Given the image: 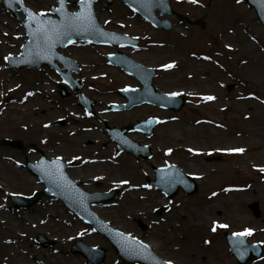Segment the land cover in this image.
I'll use <instances>...</instances> for the list:
<instances>
[{
  "label": "rangeland",
  "instance_id": "1",
  "mask_svg": "<svg viewBox=\"0 0 264 264\" xmlns=\"http://www.w3.org/2000/svg\"><path fill=\"white\" fill-rule=\"evenodd\" d=\"M23 1L33 9L40 8L46 11L49 10L50 6L56 5L55 0ZM75 1L76 0H69L68 7L75 8ZM176 1L177 0H171L170 2L174 10L183 15V22L187 23H183L182 26L174 29V32L171 34V39L163 43L153 42L155 41L153 39H155L159 31L153 29L148 23L143 22L122 0H115L110 5H107L104 0L97 1L98 3L101 2L102 6V11L98 14V17H101L100 21L103 22V25L107 28L116 29L120 32L127 31L133 34L146 35L144 36L147 42V44H144L146 49L137 54L141 56L140 60L143 61V63H151V66L156 69L157 74L153 79L154 86L157 89H166L167 91L178 89L180 94L187 99V103L178 112L164 111L151 105L144 104L133 107L127 111L114 112L112 114H115L117 116L116 119L123 122H135L136 119L148 115L157 117V126L151 135L147 136L143 134V138H139L142 141L148 142L152 147L153 158L150 160L153 161L158 159L161 155L165 156L169 154V157L165 159L167 162H173L184 170L185 165L190 162L197 170H195L196 172L202 173L201 176L193 174L198 183L197 191L193 195H185L181 192L177 193L171 199L172 201L170 203L165 204V209H163L160 214L155 213V209L158 206L146 205L145 199H141L140 197L137 202H133L132 198V204H129L130 213L124 218V224L128 223L132 225V231L130 233L148 242L153 249L161 255H166L168 246L173 244L170 238V232L175 233L174 240L176 242L182 238L183 241L179 244L192 247L194 241L198 243L204 240L207 235L204 234V231L197 230L196 233L190 234V237H188L189 233L187 228L190 229L192 221L188 220L187 215L189 213L192 214V219L194 221L195 216L193 213L199 210L207 196L211 195L217 189L222 188V186L241 188L250 185L240 196L237 192H231L226 199L219 202L217 210L214 212L207 211L205 214L208 218H214L226 224L227 227H218L215 229L214 232L219 236H224L221 232L251 229L252 232L250 235L247 234V238L252 242H260L263 245V254L259 260H251L245 264H264V171L261 170L264 169V133L261 131L259 135H255L251 143L243 136L233 137L229 134L230 131L245 132L246 129L253 128L252 126L250 128L247 120L250 110L254 113L264 112V107L260 105L256 106L255 101L247 100L251 94V90L243 86V84L246 79H250L251 72L248 69L249 64L241 65L239 62L246 54L253 52V50L255 51L259 48L264 52V29L258 22L254 10L245 4L244 0H239V4H235L234 0H208L209 2L207 0H190L187 2ZM97 2L94 4L95 10L98 5ZM31 4H35V6ZM0 10L4 13L3 17L7 20H2V22H0V40H2L1 44L4 45L6 40L12 43L14 40L11 36L12 33L17 31L20 32L21 27L14 17H12L13 15L11 12H6V10L1 7V0ZM17 13L19 17L23 19V13L20 11ZM168 18L172 21H180L172 16H168ZM238 20L241 22L240 24L236 23ZM117 21L125 22L126 25H117ZM8 24H13L14 28H9ZM201 24H203V26H201ZM238 24L244 27L243 36L246 38V41L238 42V40L240 41L236 34V26H238ZM223 27L227 30L228 37H224L223 34L220 35L223 31ZM219 28L221 29L220 33ZM192 30V33L185 34L186 31ZM182 33L185 35L178 36V34ZM176 35L177 37L174 41L172 37ZM154 43L157 45H154ZM9 45H7V47ZM89 47L90 46L80 49L81 47L79 46H69L63 51L64 54L75 58L81 68L77 77L83 79V81L81 80L82 91L84 90L91 94L92 91L88 90L87 85L102 86L104 87V91L107 90L112 92L105 95V97L101 95L103 100H105L117 96V94H115L117 93L116 87H118L117 81L120 79L122 80L119 83H126L127 80H132L134 81L133 87L140 86L134 77L128 76L124 72L114 68H107L106 66L103 67L97 64V60L100 59L99 55H103L105 51H108L107 49L93 46ZM187 49L190 51H186ZM190 53H203L206 58L205 64L195 65L194 61L191 59ZM1 54L3 53L0 50V86L1 88L2 86L11 88L16 85V79L18 78L15 79L13 74L9 73L7 70H1L3 67ZM86 55H88V57ZM177 63H182L183 66L188 67V81L193 83V89H189L186 85H183V77L181 78L178 73L167 70V68L164 67V65L167 64ZM93 66H96V68ZM93 70L97 74L103 73L104 77L98 76L91 79L89 75ZM24 72L25 71H19L16 74L19 80H21L20 82L23 83L22 87L28 86L27 82L29 84V79L34 85L40 81L41 87L37 90L40 89L45 96L42 97V100L33 97L25 102V104L21 105V108H24V105L27 107L25 106L26 110L22 112V116H18V118L23 121L22 125L18 128L25 132L26 136L23 133H19L18 130L10 132L7 126V128H4L5 126L0 128V157L3 171H19L20 178L26 180L23 182L25 184L23 186L21 185V188L13 187L8 189V192L0 190V236L1 234H17L16 240H18L13 245L14 250L11 252L14 254V257L7 254L3 256V258L0 257V263L2 261V264H14L16 257H18L23 264H42L34 261L33 257H38L43 259V264H53L54 262L52 259L50 260L48 254L42 249H30V246H33L30 242L31 235L38 231L45 235L52 233L54 235L53 238L56 240L55 249L56 247L58 249L67 248L68 243H70L69 241L73 237L70 238V235H66L63 229L59 227L61 225L59 223L58 214L51 213V215H48L49 213L46 211L49 204L48 202H50L48 197H45L40 203L33 207L34 212L32 211L31 214H29L30 216L28 215L29 223H23L19 220L20 212L18 210L20 209H8V206H10V193L18 192L20 195L28 194L33 189L40 190L42 186L38 185L36 182H29L31 178L29 173L21 168H17L10 162L6 163V160L2 157L8 156L20 159V157L23 156L22 154L28 155L30 153L29 147L31 148L33 143L40 147L38 140L51 137H59L56 143H60L54 149L57 153L51 154L63 155L64 158H68L69 153L73 154L79 152L76 145L62 142L64 138L75 137L78 134L70 136L66 133L65 122L58 126L52 124L56 121L55 117H59V114L63 112V110L73 109V105H75L76 101L75 96H73L71 100H65L71 95V91L68 87H66L68 90L67 96L61 97L58 94V85H60L59 77L52 69L40 67L36 71H30V76L28 78H26L27 76H23ZM198 74H200L199 77L197 76ZM224 84H234V87L230 91H227ZM197 93H208L209 96L213 97V101L205 105L198 104V99L196 97ZM112 94L114 96H111ZM0 97V102L3 106L2 100H5L6 97L3 93H0ZM28 105L31 110L28 108ZM48 107H53L51 109L53 111L49 112L50 110H47ZM27 116L30 117L32 121L35 120L34 122L38 125L39 131L30 135V138L26 133L28 129L26 127L28 123ZM206 118H209L207 119L208 123L205 121ZM195 119L197 122H195ZM211 119L218 123L216 127L215 125H208L214 123ZM200 120L203 121L200 122ZM204 123L207 124L204 125ZM169 125L182 128V131H175L177 138H171L172 136L169 138L163 134V130ZM220 131L225 132L227 137L225 138ZM204 132H218L217 134L221 136H215L213 139L205 138L202 136ZM16 137L22 141L24 140L25 143L28 144L23 150L11 148L2 143L3 139H14ZM66 145H68V148H66ZM239 148L244 149V151H229L230 149ZM169 149H171V152L168 151ZM193 149L197 152H192ZM43 152L47 153L45 151ZM192 154L195 155V160L192 158ZM140 163L141 162L138 160H133V184L138 187L133 190V192L129 191L128 193L139 192L141 194V192H144L150 194L151 191L146 192L142 189H138L141 185H144V177L147 176L145 173L140 174L135 171L137 167H140ZM154 163L158 164L160 162L154 161ZM252 165L259 170H253L251 168ZM146 168L153 170L150 164H147ZM185 171L187 173H192V171L189 170ZM212 172L215 173L211 175ZM114 173V178H121L128 173L130 174V170H116ZM216 173L219 177L218 180L215 181L217 183L212 186L206 184L210 182V176L214 178ZM150 178L153 179V177ZM216 185L220 187L215 188ZM253 200L259 203L260 214L258 217H255L248 208V203ZM123 201H125V199H120L119 196L111 202L119 204ZM154 203L157 204L156 201L153 202V205H156ZM163 203L165 202L160 199V204L158 205H162ZM103 207H105V209L103 211L99 210L100 215H98L105 220H110L113 214L115 215L113 211L116 209V206L104 204L100 206L97 205L95 208L101 209ZM235 208H237L238 211H235ZM60 211L58 207L59 214H61ZM148 214H151L149 219L148 216L145 219V222L148 224V229L146 231H141L134 222V217L136 215L144 218L143 216ZM49 216L54 219L52 220V224H48L47 227L46 225L48 222L46 223V219H49ZM112 218L114 219V217ZM41 221L43 222L40 223ZM151 221L154 223H151ZM73 222L76 224V221L73 220ZM172 226H175V228ZM88 229H90V226ZM63 234H65V236ZM85 236H87L86 238H90V243L105 248L106 255L101 264H106L111 260H116L115 264L120 263L121 260L118 258L117 253L103 235L87 233ZM206 241H209V239L206 238ZM224 244L222 253L212 252L210 248H202L203 251L201 253L205 255L204 257L206 259L203 262L199 261L197 257H192L191 260H187L185 257L170 256V259H172L175 264H237L230 255L226 244L225 246ZM195 253L197 255L198 252L195 251Z\"/></svg>",
  "mask_w": 264,
  "mask_h": 264
},
{
  "label": "bare ground",
  "instance_id": "2",
  "mask_svg": "<svg viewBox=\"0 0 264 264\" xmlns=\"http://www.w3.org/2000/svg\"><path fill=\"white\" fill-rule=\"evenodd\" d=\"M34 5L35 4H31ZM102 11V6L101 4L97 5L96 8V12L97 14H99ZM4 13L0 12V22H2V20L7 21L4 17H3ZM223 19L224 17L221 16ZM99 20H101V17H98ZM117 25H126L125 22H119L117 21ZM243 25H239L237 27V35L238 38L240 39V41L238 40V42H243L246 41V38L243 36L244 35V31H243ZM222 32L220 35L223 34L224 37H228V32L227 30L223 27L222 28ZM81 49V48H80ZM7 51V48H3V53H5ZM8 51H13L12 48H10ZM134 55V54H133ZM136 58H135V57ZM133 57L137 60H139L141 58L140 55H134ZM192 60L194 61L195 65H204L205 64V60L206 58L204 56H202L201 54H197L192 56ZM240 64H249L248 69L251 72V77L250 79H246L243 86L250 88L251 90V94L249 96V98L247 99L248 101H255L256 106H261L264 107V52L261 51L259 48L258 50H253V52H249L248 54H246L240 61ZM153 64V63H152ZM148 66L151 65V63H147ZM247 66V65H246ZM171 70L172 72L178 73V75L182 78L183 81V85H186L187 88L189 89H193V83L189 82V71H188V67H185L181 64H173L171 66ZM198 77L200 76V74L197 75ZM122 79H120L119 81H117V85L118 86H125V85H130V84H134V81L132 80H128L126 83H119L121 82ZM35 85L30 84L27 88V90L25 91H16L14 96H9V100H5L3 101V103L5 104V107H2L1 103H0V128H2L3 126H5L4 128H9L10 132L11 131H15L18 130L19 133H23L25 134V132L21 131L18 127L20 125H22V122L18 116L21 115L22 116V112H25L26 107L21 108L19 105L22 103L23 100V95L27 96L30 98L34 95H38L37 97L41 96L36 93L35 90H33V87ZM176 92H180L178 89H174ZM4 91V87L1 88L0 86V93H3ZM162 92H167L166 89H161ZM20 94L19 96H17V94ZM114 96V95H113ZM118 98H120L119 96H117ZM196 97L201 98V100L205 103V102H212L213 100H208L206 99L208 96L207 95H200V93H197ZM122 101L118 100L116 97H113L111 99L106 100V102L109 101ZM250 108V107H249ZM61 111V110H60ZM64 112H67L68 110H63ZM250 114L247 116V120H248V125H250L253 127L252 129H246L245 132H238V131H230L229 134L231 136H236V137H245L249 140V142H252V139L255 138V135H259V133L262 131L264 133V112H252V110L249 111ZM35 121V120H34ZM30 119V117L27 116V131L26 133L28 134V137L30 138V135L36 133L38 131V125ZM207 123H204V125ZM7 126V127H6ZM260 130V131H259ZM175 131H182V128H178V126H174V125H169L165 130H163V134L166 137H171V138H177V136L175 135ZM218 133V132H217ZM217 133H208V132H204L202 133V136L205 138H214L215 136H218L220 134ZM220 133L222 135L225 136V138L227 137V134L223 131H220ZM26 135V134H25ZM161 135V133H160ZM143 135L139 134V133H134L133 134V139H139L141 138ZM221 136V135H220ZM47 158H51L50 154L45 155ZM25 159L29 160V161H33L34 160V156L32 157H24ZM192 158L195 160V157L192 156ZM6 159V158H3ZM8 161L12 163L13 165H16V162L14 160L11 159H6ZM154 161L156 160H150L148 161H140V167H137L135 169V171L137 173H147L149 175H153V171L147 169V164H150V166L154 165L157 166V164L154 163ZM157 162V161H156ZM159 162H165L164 157L161 155V157L159 158ZM2 162H1V157H0V190L2 191H8V189H11L13 187H17L20 188L21 185L23 186L25 183H23L26 180H22L20 178V172L19 171H15V170H11V171H3L2 168ZM82 167V165H80ZM90 166H106L105 164L102 163H96V164H91ZM112 168L114 166H111ZM83 168V167H82ZM185 170H189L192 171V173L194 174H200L199 172H196L197 170L194 168V166L188 162L185 165ZM253 169H257L256 167H254V165H252ZM196 170V171H195ZM259 169H257L258 171ZM73 172V171H72ZM77 174L78 172H73L72 174L74 175ZM31 176H33L31 174ZM76 177V176H73ZM118 180H124V179H118ZM29 182H36L35 178L31 177L29 179ZM127 185L132 184L131 182L128 181V183H126ZM212 184V182L210 183ZM136 186H133V188H135ZM241 191V190H240ZM244 190H242L241 192L237 191V193H239V196L242 195L241 193H243ZM231 191L227 190V189H220L217 190L216 192L212 193L211 195H209L207 197V199L202 203L201 207L199 208L198 211H195L194 214V221H193V217L192 214H188V220L192 221V224H190V229L187 228L188 230V237H190V234L196 233L197 230H202L204 231V234H206L209 238H211V242L210 244H206L205 242L199 241L197 243V241L194 243H192V247H187V245H181L179 244L181 241H183V239L181 238L179 241H175V233L174 232H170L171 234V240L173 244H170L168 246L167 249V254L166 255H161L159 254L162 258L166 259V260H170V256L172 257H185L187 260H191L192 257H197V259L201 262H203L205 259V255L202 254L201 252L203 251V249L206 248H210V250L212 252H219L222 253L223 252V244H224V239L222 237H220L219 235H217L213 229L217 228L219 226V220H214L213 218L210 219L206 216V212L210 211V212H214L215 210L218 209V204L219 202H221V200L226 199V197H228L230 195ZM140 194L139 193H125L124 197L126 198H130V199H125V201L119 203V204H114V206H116L115 210L113 211L115 213V215L113 214L112 217H114V219L111 217V223H112V227L120 229V230H124L125 233H130L132 231V225L126 223L124 224V218L127 217L130 213V209H129V204L131 203V199L132 198H137ZM58 207L59 205L55 202H50L48 205V208L46 209V211L51 215V213L53 214H58L59 219L61 221H63L64 224H70L69 222V217L64 216L62 213L59 214L58 212ZM95 210V209H94ZM103 210V209H100ZM97 211V210H96ZM235 211H238L237 208H235ZM20 212V220L24 221L25 223H27V215L24 211L19 210ZM54 218L53 217H49L48 219V223H47V227L48 224H52V220ZM65 221V222H64ZM63 224V225H64ZM83 223L80 222V224H75L73 226V230L71 235H74V232L77 230L76 232V236L80 235V231L82 229H84V227L82 226ZM72 226V225H71ZM64 232L66 234H68V232H70V230H68V228L60 226ZM173 228H175V226H172ZM214 237V239H213ZM15 238H17L16 234H1L0 236V257L3 258V256L10 254L12 257H14V254L11 253L13 252V244L15 243ZM86 243H88L90 241V238H82ZM176 242V243H175ZM88 244H92V243H88ZM93 246V244H92ZM225 246V244H224ZM203 248V249H202ZM195 251H197V255L195 253ZM59 254H57L56 256L51 255V259L56 260V264H85L86 263V259L83 255L81 254H77V253H71L68 252L66 249H62L58 251ZM190 263H193L191 261H189ZM14 264H23L22 262H20V260L18 259V257H16L15 259V263ZM106 264H114V261L111 260L109 262H107Z\"/></svg>",
  "mask_w": 264,
  "mask_h": 264
},
{
  "label": "water",
  "instance_id": "3",
  "mask_svg": "<svg viewBox=\"0 0 264 264\" xmlns=\"http://www.w3.org/2000/svg\"><path fill=\"white\" fill-rule=\"evenodd\" d=\"M247 1L256 8V13L260 19V22L264 25V0H247ZM62 11L68 17V14H74V13L81 12L82 8L80 5V9L77 12H74V13L67 12V11H65V1H64V7H63ZM88 12H90V14H91V20L89 22L84 23L82 25L77 23L73 27L68 29L64 34L57 35L56 32H59L61 29H63L64 25L69 22L68 19L65 17L62 20L61 26H57V24H56L53 26H49L47 28L49 30L47 35L50 38H46L45 35L42 34V39L45 40V41L43 40L44 42H43L42 46L46 50L47 54H53V52L55 53L56 47L65 46V44L72 37L85 36L84 32H86V34H88V32L90 30L93 31V35L96 36L95 39L98 41L104 35L111 36V32H103L101 27L92 18L91 4L89 5ZM42 28H44V27H42ZM136 65L137 64L134 63L133 68H136L137 67ZM126 66L131 67L130 65H126ZM151 76H152V74L147 79H145L143 84L146 87V90H148L153 95L154 89L151 87ZM153 96H155V95H153ZM173 98H176V100L171 102V104H168V105L171 106L173 109H179V107L181 106L183 101L176 96ZM152 125H153V122L150 123V125H149L150 128L152 127ZM185 179H186L185 189L188 190L187 192L192 193L195 190V183L191 180V178L189 176H185ZM171 194H172V191H171ZM250 207L254 211V213L257 214V204L254 203ZM234 237H237V236L234 235ZM239 237L241 238V240H239L238 242L233 241V247H234V252L239 257L242 258L241 260H243V258H244V253L247 254V253L253 252L256 256L259 254V252H260L259 245H246L244 242V236L242 235ZM241 241H242V243H241ZM113 243H114V246L116 248H120L116 242H113ZM128 247H129V250H131L130 253L132 255H134L136 257L140 256L138 252L133 251L135 249V247L133 246V243L128 245ZM95 250L98 252V254L94 259L89 261L88 264H96L102 260V258L104 256V250L102 248H97ZM131 260H133V257H131Z\"/></svg>",
  "mask_w": 264,
  "mask_h": 264
},
{
  "label": "snow or ice",
  "instance_id": "4",
  "mask_svg": "<svg viewBox=\"0 0 264 264\" xmlns=\"http://www.w3.org/2000/svg\"><path fill=\"white\" fill-rule=\"evenodd\" d=\"M90 2L91 0H80V3H81V8H82V11L81 12H78V13H74V14H68V23H66L64 25V28L61 29L59 32H56L57 35H61V34H64L68 29H70L71 27H73L75 24H84V23H87L91 20V14L90 12H88V8H89V5H90ZM239 2V0H238ZM18 3L21 4V6H23V0H18ZM60 9H57V11H61L64 7V0H60ZM25 11L26 12H29V20L31 21L32 19H35V17L37 15H42L41 14H36V13H32L29 9L25 8ZM49 24H54L55 22L53 21H49L48 22ZM30 26V25H29ZM38 32H41L42 34L45 35L46 38H50L48 37V29H44V28H40L37 30ZM5 59H7V57H5ZM172 65H164L165 68H168V67H171ZM172 95H177L176 93H173ZM206 99L208 100H211L213 99V97L209 96L207 97ZM169 152H171V149L168 150ZM229 151H233V152H243L244 149L242 148H239V149H230ZM262 171H264V169H261ZM169 184H172V183H175L176 182V178L173 177L171 179H169L167 181ZM122 183H128L127 181H122ZM224 227H227L226 225H224ZM215 230V229H213ZM252 230L251 229H245L243 233H234L233 235H236V236H241V235H244V234H251ZM242 243V241H241ZM166 264H172L171 261H168L166 262Z\"/></svg>",
  "mask_w": 264,
  "mask_h": 264
},
{
  "label": "flooded vegetation",
  "instance_id": "5",
  "mask_svg": "<svg viewBox=\"0 0 264 264\" xmlns=\"http://www.w3.org/2000/svg\"><path fill=\"white\" fill-rule=\"evenodd\" d=\"M103 170H104V166H97L93 169H85L78 174L77 180L85 188L102 189L108 187L105 185L106 184L105 182L96 179L98 176L101 175V172ZM79 177H81V179H79Z\"/></svg>",
  "mask_w": 264,
  "mask_h": 264
}]
</instances>
